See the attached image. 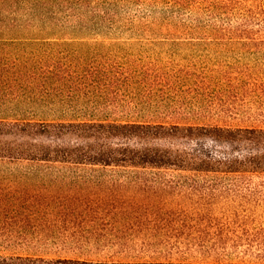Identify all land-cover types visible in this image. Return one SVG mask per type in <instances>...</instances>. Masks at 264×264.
I'll use <instances>...</instances> for the list:
<instances>
[{"label":"trees","instance_id":"obj_1","mask_svg":"<svg viewBox=\"0 0 264 264\" xmlns=\"http://www.w3.org/2000/svg\"><path fill=\"white\" fill-rule=\"evenodd\" d=\"M189 3L237 65L169 82L159 119L0 110V264H264V0ZM110 4L0 0V27L86 26Z\"/></svg>","mask_w":264,"mask_h":264},{"label":"rangeland","instance_id":"obj_2","mask_svg":"<svg viewBox=\"0 0 264 264\" xmlns=\"http://www.w3.org/2000/svg\"><path fill=\"white\" fill-rule=\"evenodd\" d=\"M109 1L110 7L98 16L85 14L81 21L86 26L58 22L0 27V97L6 99L0 110L113 111L129 113L133 119L147 114L159 119V110L179 106L164 99L179 90L167 88L169 82L188 77V91L191 81L219 75L220 66L237 65L235 59H227L226 50L206 41L217 35L210 27L186 22L199 8L186 4L190 0ZM99 18L103 20L97 22ZM123 69L128 79L116 74ZM7 122L0 125H13ZM199 142L218 145L210 139ZM89 179L78 182L82 193L97 191L87 187ZM62 182L70 192L73 181Z\"/></svg>","mask_w":264,"mask_h":264}]
</instances>
